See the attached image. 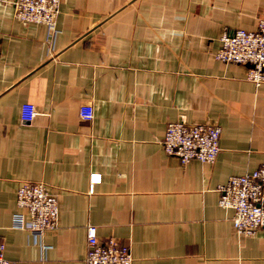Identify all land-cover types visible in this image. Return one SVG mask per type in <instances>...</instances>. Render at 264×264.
<instances>
[{"label": "crops", "instance_id": "0c3cea01", "mask_svg": "<svg viewBox=\"0 0 264 264\" xmlns=\"http://www.w3.org/2000/svg\"><path fill=\"white\" fill-rule=\"evenodd\" d=\"M264 0H61L55 35L0 0V241L10 264H85L86 228L132 264H264V228L236 233L218 187L264 166V86L215 59L255 31ZM34 105L30 123L20 119ZM91 104L94 118L80 119ZM221 130L211 165L162 147L169 123ZM99 183L90 185V176ZM44 183L58 227L13 229L22 183Z\"/></svg>", "mask_w": 264, "mask_h": 264}, {"label": "built area", "instance_id": "2783aa9c", "mask_svg": "<svg viewBox=\"0 0 264 264\" xmlns=\"http://www.w3.org/2000/svg\"><path fill=\"white\" fill-rule=\"evenodd\" d=\"M14 18L26 24H41L47 28L48 36L55 35L56 19L61 0H11ZM220 49L215 59L225 64L247 66L246 80L256 87L264 86V20H260L255 31L237 30L224 33L220 38ZM37 112L32 104H24L20 119L30 123ZM79 116L90 122L94 118L91 104L79 107ZM221 130L212 125H187L184 122L169 123L162 141L167 156L176 158L182 165L191 161L211 165L219 153ZM99 174L90 176V185L99 183ZM218 206L233 211L232 225L236 233L251 236L264 228V166L252 173L230 177L217 189ZM16 205L25 209L28 219L20 213L14 214L13 229L28 231L34 243L46 233L55 230L59 222L57 198L44 183H22L16 192ZM87 250L85 264H132L129 245H120L114 239L99 241L95 226L86 228ZM5 245L0 241V264H10L4 258Z\"/></svg>", "mask_w": 264, "mask_h": 264}]
</instances>
